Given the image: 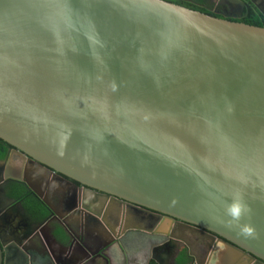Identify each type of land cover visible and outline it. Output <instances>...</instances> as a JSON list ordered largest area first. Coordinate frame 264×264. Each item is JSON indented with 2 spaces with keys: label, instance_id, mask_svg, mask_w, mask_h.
<instances>
[{
  "label": "water",
  "instance_id": "95a60500",
  "mask_svg": "<svg viewBox=\"0 0 264 264\" xmlns=\"http://www.w3.org/2000/svg\"><path fill=\"white\" fill-rule=\"evenodd\" d=\"M225 2L243 13L242 0ZM232 18L170 0H0V139L27 161L14 176L13 159L0 160V264L95 263L87 246L77 260L64 247L65 221L80 213L85 231L116 238L121 264H163V239L129 259L123 237L169 238L173 223L176 240L217 241L223 264H264V27ZM28 164L86 191L59 214ZM12 180L50 214L26 220L4 199ZM110 200L123 206L116 216ZM11 209L25 226L7 232Z\"/></svg>",
  "mask_w": 264,
  "mask_h": 264
},
{
  "label": "flooded vegetation",
  "instance_id": "af4514ba",
  "mask_svg": "<svg viewBox=\"0 0 264 264\" xmlns=\"http://www.w3.org/2000/svg\"><path fill=\"white\" fill-rule=\"evenodd\" d=\"M182 1L192 2L193 0H182ZM242 1L245 2V6L250 2L249 0H242ZM207 2L210 5L208 9L220 18L232 15V16H235V18H232L231 20H239L243 17V13L241 14L240 6H237V5L231 6L230 3H226V2L219 4V0H208ZM257 2L261 4V3H264V0H257ZM254 8L258 10L255 6ZM0 145H2L3 147L7 149L6 155L4 157H0V160L6 161V159L9 160L10 158H12L13 162L15 163L14 166L16 168L14 166H11L8 173L14 176L19 175V172H17V169L20 166L22 167L25 166L27 164V161L21 160L20 157L17 156L15 152L13 151V147L9 146L7 143L2 141L1 139H0ZM28 168H30L31 172H28L25 177L28 180H30V182L34 185L37 191L41 192L44 198H47V201H49L51 208L59 214H63L64 211H66L68 207H72L74 204H77V201L81 199V196H83V194L86 191V187L84 185H82L81 183L73 179L62 176L71 183L70 185L66 184L68 187L65 188V187H62L61 185L59 186V184L63 182L60 179H56V180L53 179V175L48 176V178L46 179L40 171L36 169H32L30 164H28ZM39 175L42 176L43 180L38 179ZM52 180L55 181L54 184H56L55 186L57 188H54V187L49 188V184ZM14 182L23 184L21 186L24 188V192L22 195H19L21 196V199L12 196V194L14 193V190H13V187L15 186ZM4 189H5V195H6L5 196L6 198L4 199H16V201L19 204L22 203L21 204L23 207L22 210H21V205L17 204V207L20 209V211L18 212H20L26 220H28L31 223H35L40 220L37 216L39 212L25 204L26 203L25 199H28L29 197H35L36 199H39V198L23 182L18 181V180L9 181ZM98 194H101V193H98ZM109 202L112 205L114 216H116L118 209L122 210L123 206L111 200L108 201V203ZM131 210L132 209H130V211ZM18 212L11 209V211L8 212L7 214V216H9L10 224L15 223L13 225V229L15 230H19L25 226L24 223L21 222ZM49 214H50V211L49 212L45 211V215H49ZM78 216H80V218ZM78 216L77 217L73 215L69 216L66 219L67 221H65L66 224L72 228L71 229L72 231L70 232L69 239L65 240L66 242H65L64 247H66V249H69L70 251H74V254H75L73 257L74 260H77L79 258H83L84 256H86V254L82 252L80 249L82 247L81 244H83L87 246L92 252H94V255H95L94 260H96V262H100L101 260H104V259L99 254H97V251L102 246H105L107 243H109L107 245L108 249L107 251H105V255L108 257L111 264H121L124 256L122 252L118 250L116 238L108 237V236L107 237L101 236L102 234L99 231L97 232L93 231V233L85 231L84 230L85 224L83 222V216L81 213ZM136 217L140 218V220L142 219L144 222H141L140 220L139 222L144 225H146L145 224L146 221L151 219L150 216H147L142 213L139 215H136ZM59 222L60 221L54 217L51 220L50 225H48L49 227L48 229H52V230L55 229V227L59 224ZM117 223H119V221H117ZM10 224H7V226ZM109 224L113 226L115 224V219L113 222L110 221ZM166 228H167L166 226L162 227L163 230ZM179 229H182V228L178 224H175V223L171 224L169 228V232L167 233L168 234L167 236L169 238H165L164 236L161 237L159 235H150V234H135V233L125 234L123 237V243H125V245H127L126 248L129 249L128 251L126 250L127 258L131 259L132 257H134V254L136 253L139 254L140 251L145 248V246L149 248L152 242H157L163 239L164 243H166L165 246H163L164 251L162 255L160 256V258L163 259V264H184L185 262H188L190 264H197L196 261L201 262L203 260L205 261V264H223L222 262H224L225 260H222V258L218 255L219 248H222V247L220 246L217 247L216 250L213 252V249H214L213 246L215 243H217V241H213L215 243H213V246H212L211 244H209L208 238L203 237L201 235L196 236L192 232L188 233L187 238H185L187 242L183 241L182 239L176 240L172 238L171 234L175 233L174 230L179 231ZM134 239H135V244H131V241ZM49 240H50V243L53 245L54 249L56 250V252L61 251L59 249V247L61 246L59 243H54L51 239ZM216 240H219V237H216ZM149 264H154V263L151 260Z\"/></svg>",
  "mask_w": 264,
  "mask_h": 264
},
{
  "label": "trees",
  "instance_id": "16d2710c",
  "mask_svg": "<svg viewBox=\"0 0 264 264\" xmlns=\"http://www.w3.org/2000/svg\"><path fill=\"white\" fill-rule=\"evenodd\" d=\"M174 3L181 4L185 7H188L193 10H197L206 14H209L211 16H216L214 13H212L208 7L210 6L207 2L208 0H193L192 2L188 1H182V0H170ZM238 22H243L249 25L264 27V17L260 14L258 10L254 8V6L249 2L243 11V17L239 20H236ZM7 153V149L0 145V157H4ZM15 186L13 187L14 193L12 196L21 199V196L24 192V188L21 186L23 184L14 182ZM25 198V197H23ZM25 204L31 207L32 209L40 212L47 211L44 204L35 197H29L28 199H25Z\"/></svg>",
  "mask_w": 264,
  "mask_h": 264
},
{
  "label": "clouds",
  "instance_id": "9594fccd",
  "mask_svg": "<svg viewBox=\"0 0 264 264\" xmlns=\"http://www.w3.org/2000/svg\"><path fill=\"white\" fill-rule=\"evenodd\" d=\"M229 213L233 216V217H237L240 213V207L239 205H233L230 209H229ZM245 232H251V229L249 228H245L244 229Z\"/></svg>",
  "mask_w": 264,
  "mask_h": 264
},
{
  "label": "crops",
  "instance_id": "0c3cea01",
  "mask_svg": "<svg viewBox=\"0 0 264 264\" xmlns=\"http://www.w3.org/2000/svg\"><path fill=\"white\" fill-rule=\"evenodd\" d=\"M15 223H13V224H10V225H8V226H3L2 228H3V230H5V231H10L11 230V232H13L15 229H13V225H14ZM7 225V224H6ZM92 264H101L100 262H95V263H92Z\"/></svg>",
  "mask_w": 264,
  "mask_h": 264
},
{
  "label": "bare ground",
  "instance_id": "6f19581e",
  "mask_svg": "<svg viewBox=\"0 0 264 264\" xmlns=\"http://www.w3.org/2000/svg\"><path fill=\"white\" fill-rule=\"evenodd\" d=\"M120 229H121V228H120V225H119V227H118V231H117V232H119Z\"/></svg>",
  "mask_w": 264,
  "mask_h": 264
}]
</instances>
